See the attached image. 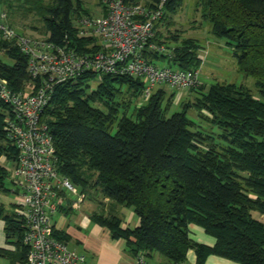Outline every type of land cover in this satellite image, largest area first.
Masks as SVG:
<instances>
[{
	"label": "trees",
	"instance_id": "1",
	"mask_svg": "<svg viewBox=\"0 0 264 264\" xmlns=\"http://www.w3.org/2000/svg\"><path fill=\"white\" fill-rule=\"evenodd\" d=\"M6 1L0 3L10 6ZM25 1L42 21V37L86 49L91 37L78 36L75 25L78 16L92 14L82 0ZM156 1L126 0L148 5ZM182 2L164 0V10L174 12ZM197 4L211 34L232 47L238 70L254 79L256 96L243 83L202 82L190 88L198 93L193 99L168 112L173 93L166 96L162 87L143 98L140 77L102 74L95 82L96 75L85 72L55 86L42 119L53 137L59 173L79 193L99 196V205L108 198L137 215L134 227L122 226L113 208L90 216L111 238L123 239L126 252L136 260L155 252L165 258L159 264H180L191 249V264H206L209 254L240 264H264V221L253 215H264V0ZM158 36L155 32L144 45L145 59L154 63L166 57L175 68L198 69L201 57L195 40L183 38L177 45L164 46ZM149 42L164 50L151 49ZM2 48L10 62L0 58V77L20 89L28 77L26 55L12 42L0 40ZM191 108L208 128L188 116ZM8 109L0 101L3 190L10 172L1 158L13 161L17 152L4 129ZM0 216L6 242L12 246L0 248V255L10 264L22 263L27 252L24 219L2 205ZM190 224L212 236L213 244L194 240ZM54 235L66 242L63 231L55 230Z\"/></svg>",
	"mask_w": 264,
	"mask_h": 264
},
{
	"label": "built area",
	"instance_id": "2",
	"mask_svg": "<svg viewBox=\"0 0 264 264\" xmlns=\"http://www.w3.org/2000/svg\"><path fill=\"white\" fill-rule=\"evenodd\" d=\"M102 7L99 14H82L75 19L76 33L91 37L94 44L85 50L64 41L31 37L18 32L0 9V40L12 42L26 55L27 79L20 89L11 88L0 77V101L7 110L3 122L6 138L16 148L15 160L7 162L16 195L17 214L25 222L23 242L25 260L16 264H83L85 255L68 247L53 234L50 215L57 209L61 190L76 192L71 181L61 175L53 137L42 113L58 83L92 72L96 80L102 74L130 75L144 80L143 98L162 84L179 93L199 84L197 68H173L145 59L141 52L155 34V23L164 12V0L151 5L126 0H94ZM149 47L164 50L149 42ZM0 51L5 52V48ZM145 264L144 257L137 258ZM183 264V263H180Z\"/></svg>",
	"mask_w": 264,
	"mask_h": 264
},
{
	"label": "rangeland",
	"instance_id": "3",
	"mask_svg": "<svg viewBox=\"0 0 264 264\" xmlns=\"http://www.w3.org/2000/svg\"><path fill=\"white\" fill-rule=\"evenodd\" d=\"M42 1L47 2L50 0ZM82 1L84 6L87 7L92 14H99L102 12V7L98 2L94 0ZM6 2L10 3V6L5 3L6 7L4 3H0V9L6 11L7 21L10 22V24L18 32L31 37L43 36L42 21L39 19V16L35 13V11L30 9V5L25 0H8ZM155 32L159 33L158 38L164 46L167 44H170L171 46L177 45L183 38L195 40L194 43L199 45L198 53L202 56L198 70L199 84L203 82L206 86H208L214 82L243 83L255 96L257 95L254 79L251 76H244V74L238 70L235 57L232 53V47L226 44L224 38L215 37L211 34L210 23L203 16L202 8L197 4V0H183L182 4L174 12L164 10L162 17L155 23ZM173 34H175V39L172 38ZM94 41L95 40L91 38V41L88 44L92 45L94 44ZM0 58L10 62V59L6 57L2 51H0ZM154 63L158 65H170L173 68L176 67L174 64H169L166 57L162 59H155ZM90 84L91 87L95 85L93 82H90ZM161 87L165 89L166 96L172 92V89L165 84H162ZM178 93L180 96L179 99L172 97V102L168 108V112L179 109L178 105L181 101H185L188 98L193 99V97L198 94L197 91H193L190 88ZM138 101L140 102V100ZM94 104L103 108V106L98 103ZM126 110L128 113L131 108L129 107ZM187 114L192 119H195L199 124L208 128L207 122L198 117L194 108L189 109ZM110 131L113 132L114 127L111 128ZM1 161L9 170V166L4 161V157L1 158ZM4 185L9 188L12 187L13 182L11 180L10 173L4 179ZM0 190H3V188H0ZM66 192L71 199H76L79 191ZM84 202H86V200ZM106 206L107 205H105L104 208L100 207L99 210L102 208L103 211L108 212L109 209H112V207H108V209ZM115 206L116 207L112 209V212L121 216L122 214L119 212L121 205L115 204ZM253 215L264 221V215H260L255 211L253 212ZM159 256L161 257L160 262H162L165 258L161 254H159ZM146 261L148 263L151 262L148 257L146 258ZM6 264H8V262Z\"/></svg>",
	"mask_w": 264,
	"mask_h": 264
},
{
	"label": "crops",
	"instance_id": "4",
	"mask_svg": "<svg viewBox=\"0 0 264 264\" xmlns=\"http://www.w3.org/2000/svg\"><path fill=\"white\" fill-rule=\"evenodd\" d=\"M201 60L202 56L200 55ZM200 67V65H199ZM198 67V70H199ZM202 83V82H201ZM204 84V83H202ZM4 190H0V205L7 212L17 214L18 205L16 195L9 187L4 185ZM78 189H76V192ZM100 197L96 195H83L78 192L76 199H71L65 190H61L55 198L58 204L57 209L50 215L53 223V234L55 230L66 233L67 245L85 255L83 264H136V259L130 256L125 250L123 239H113L108 230L91 220V214L99 210L100 207H116L108 198H102V204H98ZM86 200V202H84ZM9 207V208H8ZM118 207V206H117ZM109 209V208H108ZM122 226L134 227L138 224V217L131 208L121 206L120 211ZM190 236L199 242L212 245L214 238L204 232L195 224H190ZM0 248H12L6 242L4 232V220L0 216ZM145 260V264H159L161 257L157 253L148 256L150 263ZM195 259L193 250H188L186 260L183 264H191ZM153 261V262H152ZM10 264L9 259L0 255V264ZM206 264H240L227 258L209 254L205 260Z\"/></svg>",
	"mask_w": 264,
	"mask_h": 264
}]
</instances>
